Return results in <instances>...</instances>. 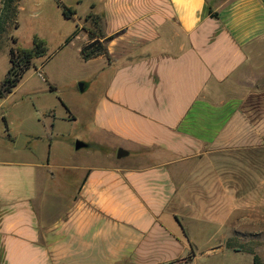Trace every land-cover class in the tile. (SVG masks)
Here are the masks:
<instances>
[{
    "label": "crops",
    "instance_id": "obj_1",
    "mask_svg": "<svg viewBox=\"0 0 264 264\" xmlns=\"http://www.w3.org/2000/svg\"><path fill=\"white\" fill-rule=\"evenodd\" d=\"M96 1L56 0L75 22L99 15L109 38L87 61L107 81L85 148L109 143L113 161L62 179L1 159L0 264H264V237L228 245L248 221V144L264 143V0ZM202 221L215 231L199 246Z\"/></svg>",
    "mask_w": 264,
    "mask_h": 264
},
{
    "label": "rangeland",
    "instance_id": "obj_2",
    "mask_svg": "<svg viewBox=\"0 0 264 264\" xmlns=\"http://www.w3.org/2000/svg\"><path fill=\"white\" fill-rule=\"evenodd\" d=\"M98 2L96 9L99 11ZM87 11L84 5L78 8L80 13ZM4 15L0 11L1 18ZM83 24L84 20L65 19L56 0H19L11 24L4 23V18L0 22V84L10 68L11 49L16 46L29 48L34 36L45 39L48 48L46 56L34 59L16 87L0 99V160L30 161L40 165V177L46 171L54 173L55 170L61 173L62 179H66V172L59 167L104 165L113 161L115 150L109 143L104 148L74 149L76 141L85 144L99 139L97 134H91L88 120L93 103L107 81L105 74L96 70L97 65L84 62L76 54L77 42L73 43V36ZM66 41H71V44L57 55V49ZM41 62H45L44 80L37 76L35 70ZM80 83L88 84V88L80 92ZM69 115L74 119H69ZM21 134L34 140L26 149L16 151L14 143ZM42 196L37 199L39 208L44 205L45 197ZM261 202L264 203V143H249L248 221L237 224V239L228 240L229 247L248 250V239H263L264 206H260ZM49 214L47 206L44 215ZM214 231L212 226L202 221L192 224L188 238L203 246ZM222 232L221 229L218 235Z\"/></svg>",
    "mask_w": 264,
    "mask_h": 264
},
{
    "label": "trees",
    "instance_id": "obj_3",
    "mask_svg": "<svg viewBox=\"0 0 264 264\" xmlns=\"http://www.w3.org/2000/svg\"><path fill=\"white\" fill-rule=\"evenodd\" d=\"M19 0H1L0 11L5 13L4 23L11 24L14 20L16 8L18 7ZM60 7L62 15L65 19L73 20L76 17V13L73 9L66 8L57 2ZM3 18L0 16V22ZM84 25L82 29L87 35V41L81 46L80 57L84 62L99 56L107 57L106 42L109 38L102 39L101 35V17L99 15L89 13L84 18ZM2 30V29H1ZM47 53V47L43 40L34 36L30 48L23 49L15 47L10 50V68L7 72L6 77L1 82L0 87V99L3 97V91L7 94L16 87L24 72L32 65L34 59L41 58ZM192 253L188 256L189 259Z\"/></svg>",
    "mask_w": 264,
    "mask_h": 264
},
{
    "label": "water",
    "instance_id": "obj_4",
    "mask_svg": "<svg viewBox=\"0 0 264 264\" xmlns=\"http://www.w3.org/2000/svg\"><path fill=\"white\" fill-rule=\"evenodd\" d=\"M78 88H79V91L82 92L83 91V84L80 83L78 85ZM6 94H7L6 91H3V95H6ZM32 140H34V138L31 136L22 135V134L19 135L18 138L16 139L15 143H14V150L21 151V150L26 149ZM85 147H86V144H84L83 142H80V141H76L74 144V149L76 151L80 150L82 148H85ZM127 155H128L127 152L122 150V149H118L116 152V158L117 159H121Z\"/></svg>",
    "mask_w": 264,
    "mask_h": 264
},
{
    "label": "built area",
    "instance_id": "obj_5",
    "mask_svg": "<svg viewBox=\"0 0 264 264\" xmlns=\"http://www.w3.org/2000/svg\"><path fill=\"white\" fill-rule=\"evenodd\" d=\"M35 70H36L37 76H38L41 80H44V74H43V71L41 70V68H37V69H35Z\"/></svg>",
    "mask_w": 264,
    "mask_h": 264
}]
</instances>
